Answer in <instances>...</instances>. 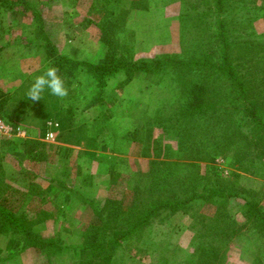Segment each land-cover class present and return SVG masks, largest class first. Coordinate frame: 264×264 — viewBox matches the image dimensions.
I'll return each instance as SVG.
<instances>
[{
    "label": "rangeland",
    "instance_id": "rangeland-1",
    "mask_svg": "<svg viewBox=\"0 0 264 264\" xmlns=\"http://www.w3.org/2000/svg\"><path fill=\"white\" fill-rule=\"evenodd\" d=\"M29 1L42 10L40 22L60 51L75 60L92 61L101 58L106 50L96 25L105 10H111L116 17L127 11L125 28L117 35L121 53L134 52V58L162 53L184 56L194 49L192 39H181L177 19L183 11L194 14L196 9H202L204 12L209 4L208 0H145L146 9H135L131 0ZM103 3H106L104 10ZM33 21L30 15L11 16L0 10V100L6 99V109H10L13 117L19 113L13 114L15 111L28 115L24 122L17 118L9 123L19 126L24 135L0 137L33 138L43 143L37 147L36 160L26 156L19 160L15 151H5L2 167L9 187L0 197V205L33 222L42 237L58 236L68 244L80 243V239L86 238L85 229L97 216L94 212L108 218L117 214L120 219L126 215L125 206L134 207L130 209L133 212L140 210L149 182L150 160L181 159V164H189L191 157H176L187 152L206 156L215 152V145L180 146L178 134L167 135L163 126L149 119L159 107V100H165L169 94L163 78L155 81L145 72H137L128 81L123 74L111 78L94 103L96 87L79 70H74L69 78L59 73L68 88L63 99L47 93L42 94L40 101L27 98L34 78L48 64L44 54L26 50L17 43L19 37L24 40L32 37ZM254 24V41L264 44V19ZM207 37L205 34L203 39L207 41ZM199 46L205 48V44L197 45L198 52L203 50ZM228 93L232 101L234 92L229 86ZM229 104L232 119L237 118L241 111L236 101ZM3 117L0 116L6 122ZM30 118L36 122H29ZM48 132L53 135L47 136ZM171 151L181 152L175 156ZM238 151L234 146L225 153L211 155L208 161L199 162L200 170L209 163L223 174L234 172L235 182L264 206V156L254 157L255 169L245 170L241 164L246 161L239 159ZM228 209L236 211L237 206L232 202ZM236 218L242 220L243 216L237 213ZM0 221H3L1 217ZM116 223L117 220H112L111 225ZM188 224V218L177 213L165 223L156 221L145 226L140 239L130 238L122 243L117 252L118 264H182L193 250V232ZM7 229L0 230V264H66L73 257L66 250L47 261L36 248L19 251L16 233ZM244 229L246 234L233 241L226 264H252L260 252L264 258V237L256 232L250 234L248 227ZM8 255L11 258L2 259Z\"/></svg>",
    "mask_w": 264,
    "mask_h": 264
},
{
    "label": "trees",
    "instance_id": "trees-1",
    "mask_svg": "<svg viewBox=\"0 0 264 264\" xmlns=\"http://www.w3.org/2000/svg\"><path fill=\"white\" fill-rule=\"evenodd\" d=\"M131 1L135 9H146L145 0ZM208 2L204 8L209 12H202V9H196L194 14L183 11L181 18L177 19L181 39H192L191 47L194 49L184 56L162 53L134 58V52L121 53L117 35L125 28L127 11L116 17L111 10H105L96 25L106 50L101 58L92 61L75 60L60 51L40 22L42 10L30 4L29 0H0L1 13L11 16L22 13L34 20L32 37L26 40L19 37L17 43L26 50L44 54L48 57L46 68L55 66L64 77L69 78L74 70L85 73L96 87L92 103L100 99L99 95L105 91L108 81L119 74L124 75L125 81L137 72H145L155 81L163 78L169 96L159 100V107L149 119L163 126L167 135L178 134L180 146L215 145V152H208L206 156L188 152L184 156L179 154L181 151H178V156L171 151L178 156L176 158L191 157L189 164H181V159L150 160L149 182L140 210L133 212L130 209L134 207L125 206L123 213L126 215L120 219L117 214L113 215L115 218H108L94 212L97 216L85 229L86 238L80 239V243L68 244L58 236L42 237L33 227V222L0 205L3 220L0 221V230L11 228L16 233L17 250L36 248L47 261L67 250L73 257L66 264H118L117 252L124 241L140 239L145 226L156 221L165 223L177 213L188 218V228L193 232V250L182 264H226L233 241L246 234V227L251 229L250 234L256 232L264 237V206L251 199L249 190L235 182L237 174H223L209 163L204 164L201 171L199 163L234 146L239 148V159L246 161V164H241L245 170L255 169L253 158L264 156V44L255 43L252 27L257 20L264 19V0ZM105 8L106 3H103L102 10ZM202 16L204 18L201 19ZM205 34H208L207 41L203 39ZM204 44L205 48L199 46L198 49L203 50L198 52L197 45ZM194 75H198L199 80L193 79ZM228 86L234 92L232 101H229ZM44 93L51 94L47 89ZM234 101L241 114L232 119L229 103ZM6 106L7 101L2 98L0 116L6 117L7 123H13L12 119L17 118L24 122L28 117L24 112L15 111L13 114L19 112L15 118ZM30 119L29 122H36L35 118ZM41 144L40 140L33 138L0 137V197L9 187L2 167L5 151H15L19 160L25 156L36 160L37 147ZM232 202L237 210L229 212L228 206ZM205 208L207 210L204 211ZM237 213L243 216L242 220L236 218ZM112 220H117V223L111 225ZM259 254L260 257L252 264H264L261 252ZM9 258L11 255L2 259Z\"/></svg>",
    "mask_w": 264,
    "mask_h": 264
},
{
    "label": "clouds",
    "instance_id": "clouds-1",
    "mask_svg": "<svg viewBox=\"0 0 264 264\" xmlns=\"http://www.w3.org/2000/svg\"><path fill=\"white\" fill-rule=\"evenodd\" d=\"M49 90L53 96L63 99L68 95L64 79L59 75L55 66L47 67L41 75L34 78L27 90V98L32 101H40L45 90Z\"/></svg>",
    "mask_w": 264,
    "mask_h": 264
},
{
    "label": "built area",
    "instance_id": "built-area-1",
    "mask_svg": "<svg viewBox=\"0 0 264 264\" xmlns=\"http://www.w3.org/2000/svg\"><path fill=\"white\" fill-rule=\"evenodd\" d=\"M0 135L11 136V135H24V132L19 126H13L0 118ZM52 132H48L47 136L51 137Z\"/></svg>",
    "mask_w": 264,
    "mask_h": 264
}]
</instances>
